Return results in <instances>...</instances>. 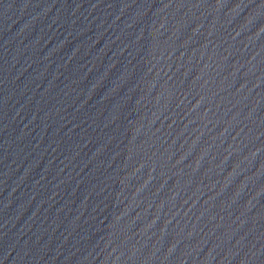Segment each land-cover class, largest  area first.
<instances>
[{"label": "water", "instance_id": "obj_1", "mask_svg": "<svg viewBox=\"0 0 264 264\" xmlns=\"http://www.w3.org/2000/svg\"><path fill=\"white\" fill-rule=\"evenodd\" d=\"M0 264H264V0H0Z\"/></svg>", "mask_w": 264, "mask_h": 264}]
</instances>
